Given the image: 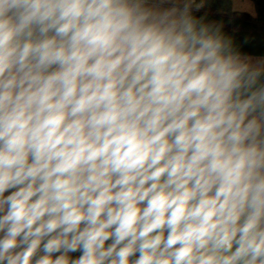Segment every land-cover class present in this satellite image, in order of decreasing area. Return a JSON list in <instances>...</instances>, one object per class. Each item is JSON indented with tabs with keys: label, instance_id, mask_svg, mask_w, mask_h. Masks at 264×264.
<instances>
[{
	"label": "clouds",
	"instance_id": "obj_1",
	"mask_svg": "<svg viewBox=\"0 0 264 264\" xmlns=\"http://www.w3.org/2000/svg\"><path fill=\"white\" fill-rule=\"evenodd\" d=\"M206 0H0V264H264V54Z\"/></svg>",
	"mask_w": 264,
	"mask_h": 264
},
{
	"label": "trees",
	"instance_id": "obj_2",
	"mask_svg": "<svg viewBox=\"0 0 264 264\" xmlns=\"http://www.w3.org/2000/svg\"><path fill=\"white\" fill-rule=\"evenodd\" d=\"M256 14L232 13L231 0H206L202 13L209 21L224 25L226 34L234 38L245 53L264 54V0H252Z\"/></svg>",
	"mask_w": 264,
	"mask_h": 264
},
{
	"label": "rangeland",
	"instance_id": "obj_3",
	"mask_svg": "<svg viewBox=\"0 0 264 264\" xmlns=\"http://www.w3.org/2000/svg\"><path fill=\"white\" fill-rule=\"evenodd\" d=\"M232 12L243 11L255 15L256 10L252 0H231Z\"/></svg>",
	"mask_w": 264,
	"mask_h": 264
},
{
	"label": "crops",
	"instance_id": "obj_4",
	"mask_svg": "<svg viewBox=\"0 0 264 264\" xmlns=\"http://www.w3.org/2000/svg\"><path fill=\"white\" fill-rule=\"evenodd\" d=\"M231 8H232V6H231ZM232 13L243 14V13H245V12H243V11H236V12H234V11H233ZM247 14L252 15V14L249 13V12H248ZM255 14H256V13H255ZM253 16H254V15H253Z\"/></svg>",
	"mask_w": 264,
	"mask_h": 264
}]
</instances>
